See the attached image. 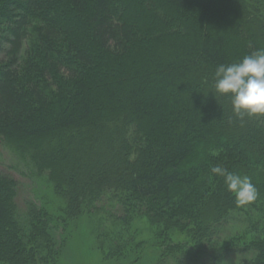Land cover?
<instances>
[{"label":"trees","instance_id":"16d2710c","mask_svg":"<svg viewBox=\"0 0 264 264\" xmlns=\"http://www.w3.org/2000/svg\"><path fill=\"white\" fill-rule=\"evenodd\" d=\"M258 48L264 0H0V139L50 184L20 212L0 173V264L74 260L89 230L104 264H264V115L214 89Z\"/></svg>","mask_w":264,"mask_h":264},{"label":"clouds","instance_id":"9594fccd","mask_svg":"<svg viewBox=\"0 0 264 264\" xmlns=\"http://www.w3.org/2000/svg\"><path fill=\"white\" fill-rule=\"evenodd\" d=\"M214 80L215 92L230 96L233 112L238 117L264 115V48H258L238 62L218 65ZM211 173L223 177L237 206L257 200L259 193L250 177L229 172L219 165L212 166Z\"/></svg>","mask_w":264,"mask_h":264},{"label":"rangeland","instance_id":"374dc122","mask_svg":"<svg viewBox=\"0 0 264 264\" xmlns=\"http://www.w3.org/2000/svg\"><path fill=\"white\" fill-rule=\"evenodd\" d=\"M0 173H6L15 179L18 185L17 187L18 191L15 197V202L17 209L20 212L26 210V208L29 205L28 201L37 203L36 201H38L39 198L38 196L44 194V192H47L46 189H48L50 185L46 182V178H45L46 175H44V178L43 176L39 178L35 177V175H33L34 173L32 172V170L29 167L23 165V163L17 159V156L13 154L11 149L8 146H6L1 139H0ZM101 221L102 219L99 220V217H97V219L92 218V220L90 219L88 220V222L87 219H82L80 224L83 223L85 225L86 223H88V228L92 226L91 229H93L95 232L97 227L100 225ZM107 223L111 224V221H107ZM233 224L234 223L232 222L229 225V228L231 226L234 229V227L236 226ZM133 226L140 227L139 229V231L141 232L140 238H145V239L148 238V233H149L148 224L144 220L134 222ZM88 233L84 232L83 236L77 235L76 243L72 244L71 247L73 248L72 250L70 249V252L71 253L73 252L74 260L67 255L68 258L61 259V263L59 262V264H104L101 261L102 259L101 256L98 255V251L94 249L95 245H93L94 247L93 249H91L90 247V245L92 244L91 242H93L92 239L95 233H93L90 230L88 231ZM148 252L150 253L149 250ZM151 254L152 252L150 253V255ZM235 259L237 260L238 258H232V259L230 258V260L229 258L228 259L226 258L224 260L227 262L230 261L233 262V260ZM116 263L121 264L122 262H116ZM116 263H110V264H116Z\"/></svg>","mask_w":264,"mask_h":264}]
</instances>
